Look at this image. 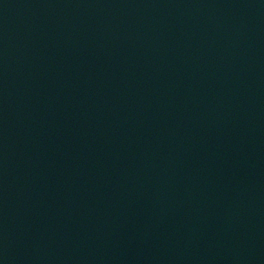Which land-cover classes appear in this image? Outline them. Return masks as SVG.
<instances>
[{
    "label": "water",
    "instance_id": "1",
    "mask_svg": "<svg viewBox=\"0 0 264 264\" xmlns=\"http://www.w3.org/2000/svg\"><path fill=\"white\" fill-rule=\"evenodd\" d=\"M0 264H264V0H0Z\"/></svg>",
    "mask_w": 264,
    "mask_h": 264
}]
</instances>
